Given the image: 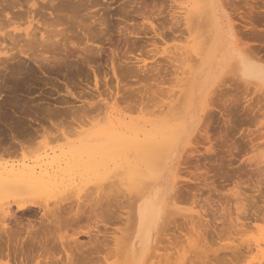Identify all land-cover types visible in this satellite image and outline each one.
Masks as SVG:
<instances>
[{
    "label": "bare ground",
    "instance_id": "bare-ground-1",
    "mask_svg": "<svg viewBox=\"0 0 264 264\" xmlns=\"http://www.w3.org/2000/svg\"><path fill=\"white\" fill-rule=\"evenodd\" d=\"M85 1L86 0H84V2ZM171 1H173V0H171ZM211 1L212 0H195V4L197 6L201 2H204V3L208 2L207 7H208L209 11L206 10V12L203 14H206V13L207 14L203 15L202 17L207 16V19L205 21L208 22L209 26H211L209 24V22L213 25V27H212L213 28V31H212L213 34H211L209 36V37H211V38H209L210 41H207V42L204 41L206 44L209 43V46L208 47L205 46L206 49L203 48L204 51L200 50L201 52H203L204 55L199 51L201 53V56L199 58H196V60L193 59V60H195L194 63L189 64L188 63L190 60L189 58H188L189 60L187 63L185 62V61H187V58H186V60H184L185 58L181 59L182 58L181 56L183 54H185V52H188V50L181 52V54H179V57L176 56L177 54L176 55L174 53L171 54V52H170V54L171 55L174 54V56L172 57V59H169L170 60V62L168 61L169 66H168V63H167V65L157 64L156 61H155L156 64L154 63V66L153 65H151L150 67H148L147 65L136 66V65H138V59L133 58L131 56L132 52H130V51L126 52L127 56L125 58L127 61L125 64L119 65V66L117 65L115 67L114 63L112 62L110 70H111V73L113 75L114 80L116 81V85H115L116 87L113 90L114 93H111L113 95L109 94L110 90H106L105 92H107L110 95L109 99L115 98L118 95L120 96L121 95L120 92H121L122 95H121V97H119L120 103L121 104L124 103V105H126V108L124 107L125 108L124 110L125 111L127 110L126 112L129 113L130 111H132L134 113L133 110L138 109L139 113H141L142 110L145 111L146 108H149L152 105V104L151 105H146V104L151 103V101L154 104L153 100L158 99L157 97H160V96L162 98L160 100H157V103H158L157 105H159V107H156V109H157L156 111H152V110L149 111L150 108L147 109V111H148L146 113V115H148L147 118L141 119V121L139 119L138 120L130 119L129 121H127L126 117L124 116V113H116L113 116V114L109 111L110 107H108V104H106L105 102H97L99 100L95 101V98L101 97L103 95V92L102 93L99 92L100 90H99L98 85L101 84L99 82V81H101V79L98 80L99 79L98 76L101 75V74H99V72H100L99 68H96L92 64L93 63V57H95V56H93L94 55L93 53L95 51L92 53V47H93V45H95L94 48H96L97 54L99 52H101L100 51L101 48L95 44V42L98 40L95 33L90 32V27L88 29L86 26V23H84L83 21L81 22V20L77 19V17H78L77 14H80L79 13L80 7H82V5H85V3L84 4L82 3L83 0H77V1H74L71 3V6H73V8H71L70 11L72 9L76 11L75 2L79 3V5H77L78 3H76V5L78 6L77 12H76L77 14L73 13L74 11H71V12L68 11L69 5L67 6L66 4H61L59 0H18V1L0 0V63L1 64L6 63L10 60L14 61L15 59L18 58L17 59L18 61L16 60L17 63L14 66V68L10 67L11 70L8 71V69L6 70L5 67L1 68V69H3L2 72L4 70H5V72L6 71L10 72L9 73L10 75L8 74V75L3 76L4 78H2V84H1L2 86L0 87L1 89H3V90L15 89V87L20 85L19 81L23 80V78H20V75L25 73V74H28L27 76H29L30 74L32 75V73L34 74V72H36L32 67L29 68L26 66L27 68H25V69L22 67L24 64H22L20 62L21 61L20 59H21V57L22 58L24 57V59H27L29 62H31L32 65H34L36 67L37 71H40L41 73H43V75H44V73H46L45 72L46 70H48L52 73L63 72L62 76L64 77V79L71 78L73 70L77 74H83L86 77H88L89 75H92L93 81H94V88L92 87V89L95 92H97V93L99 92L100 94H102L100 96V94L98 93L99 95L95 97L94 93H92V92H94L93 90H92V92L84 90L85 92L83 91V93L82 92L75 93V92H73V91H75V89L74 90L69 89L70 87L69 86L67 87V84H66V88L64 90L65 94H63V96H65V98L62 96L63 99L58 98V100L59 99L61 100V101L57 100L58 104L56 103L55 105H52V104L48 105V107L45 108L43 114H39L38 112H33L32 114L29 115L28 113H30V111L26 112L24 110V107L26 106L25 104H22L21 106H18V105L16 106V104H14V103H9V105H6V106H8L7 108H6V106H4L5 105L4 102H3L4 105L3 104L0 105V122L2 120H4V121L8 120V121H6L8 123H4V125H3L5 129L2 128L0 130V204L2 205V206L0 205L2 207V208L0 207L1 208L0 209V260L1 259L4 260L5 264H96L95 261H97V263H98L99 257H97V256L100 254V252L102 250L104 251V249L107 248L108 241L106 243V238L104 237L105 236L104 234H103L104 236L99 237L98 234L89 235L90 234L89 230L86 231V233H84V236L86 234L87 236H89V238L91 240L89 239L90 240V241H88L89 244L84 243L86 245H81V246H80V244H82V243L79 244L78 242H76V240L74 238L72 241L68 240V241H70L69 243L73 242L76 246L78 245V248H77V247H75V245L73 247V243L69 244L73 247L72 248L73 252H72V249H71V251H68L70 249H68V250L66 249L67 251H65V249H64L65 245L64 244H66V243L63 242L64 241L63 239L65 238V236L63 238L61 235V237H59V239H57V236L55 237L52 234L53 232L55 233L56 232L55 230H57V229L59 231V228L62 230L63 228H61V227H65L67 229L69 228L71 230L73 225H75L77 227V224L79 225V223L83 222V220L87 221L88 223L93 221L97 225H99V224L102 225L103 228H105L106 225H108L109 221L110 222L113 221L117 225L119 224V222L121 224V222L124 221L125 224H127L126 229L128 230V234H127L126 242H125V236L123 237L125 244H122V247L124 249L121 252L122 255L120 254L121 249L119 248L120 249V250H118L119 253H118V251L115 253L113 251V254H111L112 252L108 253V254L104 253L106 255L104 257L106 259L109 254H111V256L116 255V254H120L118 259L119 260L123 259L120 264H143L144 257L150 249L152 231L157 227L158 222L161 219L162 212L164 211V209L167 206L175 207L177 202H178L177 201L178 198L183 197V199H184L185 198L184 195L186 193H188V192H185V190H184L185 193H182L183 192L181 190L182 187H180V185H179L180 183L178 181V179L180 177L179 174H180V172H182L180 170H182L183 167H181L182 169L178 168L181 164L180 165L178 164V167L177 166L175 167L174 163L176 162V157H177L178 153L181 152L180 150L184 148L183 144L185 142L189 141L191 134H193V132H195L196 123L198 122V117H199L198 111H196L197 100L200 97H203L209 89L210 78H211L212 69H213L212 68L213 67V59L215 58V56L218 53H220L221 51H224V53H226L228 57H230V58L233 57L234 61H235V65H234L235 72L234 73H236L238 75V78L240 79V81H242L246 86H249L251 84L256 85V86H258V85L264 86V63H263V60L261 58L257 57L256 55L249 53L248 52L249 50L248 51L246 50L247 48L244 49L243 46H242L243 48H241L240 44H239L240 48L236 47V48L232 49V46H230L223 29L218 26V23H217L215 16L210 11ZM72 4H74V5H72ZM89 4H91L93 6L92 2ZM89 4H87V7L91 6ZM95 5L96 4L94 3V7H95ZM87 7L85 6L84 9L85 8L88 9ZM82 9H83V7H82ZM82 9H81V11H83ZM185 9L187 10V8H184L185 13L181 14L182 18L180 17V20H181V22L183 21V23H180V21L178 20L179 16H177L178 17L177 18L174 15V14H176L175 12H174V14L173 13L169 14V12L168 13L165 12V15H164V13L163 14L161 13L162 11L161 12L159 11L160 12L159 14H156V15L151 14V16H148V17L144 16L143 21H145V23L147 25H149L150 29L149 28L148 29L151 30L152 37H150L149 36L150 34L148 35L147 33H135V34L130 33L132 35V37L136 40L135 43H138V42H140V40L148 39V38H153V39L155 38V40L157 39V40L162 41V42H165L166 38L169 40L170 39L173 40L175 38L178 39L179 35H176V34H178L176 32L179 29V27L181 28V25L184 26L183 28L188 32L190 30H192V27L195 25L193 24V22L191 23V21H190L191 18L189 16H192V18L194 16H196V14H194V11H197V10H195L194 7L191 9L189 7L187 11ZM44 10L45 11L47 10L48 12L47 11L46 12L48 14H49V12H51L49 15V16H52L51 20H50L48 15H47L48 16L47 18H45L46 15L43 16V18H41L42 14L40 12H42ZM67 11L72 13L73 15L75 14L77 17L74 15L75 17H73V18L70 17L66 20L63 19L61 14L63 12H67ZM85 14H87V13H85ZM185 14H187L188 16L185 17ZM189 14H191V15H189ZM39 15H40V17H39ZM90 16H91V13L87 17V19L91 20V18H89ZM183 16H184V18H183ZM199 16H198V18L201 19L202 17H199ZM79 18H80V16H79ZM82 18H85V17H82ZM44 19H49V20H47L48 21L47 22ZM94 19L95 18L93 16V18H92L93 22L94 21L97 22V20L99 18L97 20H94ZM71 20H72V22H71ZM191 20L197 21V17H195ZM66 21L67 22L70 21V25L74 24L76 22V26L79 28L80 33L79 32L77 33L76 31L75 32L77 34L73 33L74 32V29H72L73 27H70V25L67 23L66 27L68 28V26H69L71 28V30H70L71 32L68 31L69 28L67 29L65 27L66 23H64ZM152 21L153 22L155 21V23L158 22V24H156L158 26L155 27L153 25ZM77 22L82 26H80ZM88 22H89V24H87V25L90 26L91 23L89 20H88ZM98 22H99V20H98ZM83 23L85 24L86 27L84 26V28L81 29V27H83V25H84ZM191 24H193V25H191ZM98 25L104 26L103 24H101V22ZM73 26L75 28V25H73ZM92 26H91V28H92ZM63 27H65V29ZM101 28H103V27H101ZM91 31H93V30L91 29ZM180 31H182V30H180ZM151 32H148V33H151ZM153 39H150V41ZM6 40H8L10 42L8 44L6 43L7 45L5 44ZM144 44H147V42H144ZM145 47H146V45H140L139 46L140 49H136V50H138L139 52L144 54L143 52L145 50ZM172 52H173V50H172ZM145 53H147V52H145ZM167 53H168L167 55H169V52H167ZM188 53H190V52H188ZM48 54L51 57L48 58V56H46ZM111 54H112V58H114L116 56L115 50H111ZM197 54L199 55L198 52H197ZM1 56H2V58H1ZM62 56H63V58H62ZM130 56L134 59V62ZM167 58H168V56H167ZM169 58H170V56H169ZM179 59H180L182 64H185V67H186V69H183L181 71V73H179L180 75L178 73H176L177 70L174 71V69L176 67L173 64L174 62H179ZM162 63H164V62H162ZM7 66H9V65H6V67ZM177 69H179V68L177 67ZM234 69H233V71H234ZM5 74H7V73H5ZM25 74H24V76H26ZM236 74H234V75H236ZM1 75H3V74H1ZM104 75H103V78L105 79ZM173 76H175V77L173 78ZM17 78L19 80L18 83H16ZM0 80H1V78H0ZM22 83H23V81H22ZM129 83H136V84H134V86L137 85V88H138V84H139L142 88H140V86H139V88L141 90L139 88H138L139 89L138 90L136 87L135 88L137 90H133V86L129 85V87H127V85ZM15 84H17V86ZM120 84H123L122 87H120ZM90 85H92V84H90ZM106 85H107V83L104 84L105 87H106ZM167 85H169V87ZM165 86H167L168 88H164ZM20 87H22V86H20ZM64 87H65V84H64ZM89 87L91 88V86H89ZM71 88H72V86H71ZM79 88L76 90L82 91V89L79 90ZM175 88H176V90H175ZM18 89H19V87H18ZM23 89H20V90H23ZM85 89H87V88H85ZM149 91H152V92L155 91L156 93L158 92L159 96H157L158 93L154 94L155 93L154 92L153 94H154V97L156 95V98L153 97V100H151L152 99L151 97L153 94L150 95L151 92L148 93ZM57 93H58V91H57ZM97 93H95V94L97 95ZM143 94H144V96H142ZM61 95H62V93H61ZM104 95H107V94H104ZM148 95H150V96L148 97ZM58 97H59V95H58ZM68 99H72V101L73 100L79 101L82 99L85 101L86 99H88L90 101H87L83 106L75 108V106L71 105L74 101L70 102V101H68ZM9 101L11 102V100H9ZM114 101L119 104L118 98L117 99L115 98ZM12 102H13V98H12ZM144 103H145V107H143L144 105H142ZM218 103L220 104V101H218ZM224 104L225 103H223L222 106H224ZM118 106H120V105H118ZM140 106L143 107V108L141 107L142 110L140 109ZM147 106H149V107H147ZM24 111H25V113L28 114V116H30V118L23 115V114H25ZM144 111H142V113H145ZM207 111H209V110H207ZM135 112L138 113L137 110ZM219 113H220L222 119H223V117L225 118L224 122L227 123L228 125H231L230 128H232V126H233L232 123L235 120L232 121L233 119L230 118L231 117L230 114L228 112L224 113L223 111H222V113L221 112H219ZM207 114L208 115H206V116L207 117L209 116V118H205L204 121L206 119H208V121H209V119L211 118L210 113H207ZM244 114L246 116H245L243 122H245L247 124L251 123L254 119L252 114L251 113L248 114V112L244 113ZM31 115L33 117H31ZM72 115H73V121H75L74 120L75 115L77 116V118L82 119L83 121L84 120L85 121L86 120H92L94 118L96 120L99 118V116L100 117L102 116L98 120L101 121L100 124L103 125L104 127L97 129L95 131H92V133L89 132L88 134H84L83 137H80V138H82L81 140L78 139L79 141H77L78 144L76 146L68 148L67 151L65 150V152L61 153L60 155L49 157V154L47 153L45 155L38 156L35 159L26 158L23 156V157H21V159L18 158V160H17L18 152L27 148L28 147V146L26 147L27 144L30 145V143L33 142L36 138H39V136H40L39 131L40 130L42 131L41 133L44 132L45 128H42L40 126L42 128L41 129L39 127V125H41V123L52 124V122H54V124H56L55 122H58V120L63 121L62 118L65 119L68 116H71V120H72ZM221 117H219V118H221ZM67 119H69V120H64V121H66V122L70 121V118H67ZM79 119H77V120L79 121ZM55 120H57V121H55ZM211 120H212V118H211ZM78 121H75V122L78 124L83 123V122L79 123ZM125 121H127V122H125ZM29 123H38V127L40 128V130L34 129L35 126L32 127L29 125ZM59 123L60 122H58L56 125H54V126L52 125V126L53 127H55L57 125L62 126L64 124V123H60V124ZM84 123H86V122H84ZM208 123L206 124L205 129L202 132L203 134L201 133L202 134L201 136L203 137V141H205V146L207 144V146L204 147L202 155L203 154L210 155L214 161L209 162L207 159H204L203 161L201 160L202 161L201 162L199 160L201 163L200 164L199 161L197 160L198 164L197 163H196V165L193 164V166L195 165L194 169H195L196 173L195 172L193 173L195 177H193V176L192 177H193V179L195 178L194 182L199 183V184L202 183L205 186V188L208 189L209 193L213 192V194H215V193L220 194L218 187H222L221 185H219L221 183L219 181L218 182L219 184L217 183V185H216L215 181L219 180V179H215L216 175L215 174L213 175V173H211V172H215V170L217 172V170H219L218 173H221V171H223L222 168L224 167V165H223L224 162L222 160L226 156L224 155L225 156L224 157L221 154L224 152V149H226V147L222 150L220 148H223L224 145H226L225 140H223V138L225 136L222 137V135H220V137L218 139L221 141V144L218 145L217 141L219 142V140L217 138L214 139L215 134L213 136L210 134ZM202 125H204V123H202ZM35 128H37V127H35ZM200 128H202V126H200ZM232 129H234V128H232ZM5 130H6V132H4ZM200 130H199V132H200ZM227 132H228V130H227ZM70 133H71V131H70ZM225 133H226V131H225ZM198 135H199V133H198ZM198 135H195L194 139L199 137L198 139L200 140L201 136H198ZM226 138H227V135H226ZM216 139H217V141H216ZM226 141H227V139H226ZM196 142H198V140ZM199 143L200 144L202 143V139H201V142H199ZM199 143L198 144L196 143V144L199 145ZM192 144H194V142ZM196 144H195V146L197 147ZM227 147L232 148L233 146H231V147L227 146ZM193 149L190 151L193 152L194 151ZM234 149L238 150L239 148H237V146L234 145ZM232 150H233V148H232ZM229 151H231V149ZM26 152L28 153L27 150H26ZM185 152L187 153V151H185ZM194 152L197 153L195 156L201 154L199 152V150L197 152L196 151H194ZM231 152H229V153H231ZM233 152H234V150H233ZM238 152H239V150H238ZM186 153H183V154L185 155ZM23 154H25V153H23ZM226 154H228V152ZM191 156H192V154H191ZM200 156L201 155H199V157ZM229 156L231 157V156H233V154H230ZM230 157H228V158H230ZM188 159H189V157H188ZM218 160H219V162H218ZM118 161H120V162H118ZM121 161H122V164H121ZM177 162H179V161H177ZM185 163L188 164V160L185 161ZM228 166H230V165H228ZM115 167L116 168H119V167L122 168L123 167L125 174L129 175V176H127V178H125L126 183H127L125 185L128 187L125 191H119L121 186L124 185V182L120 183L121 181L120 182L118 181V184H117V181L115 180L116 177L114 179L116 181V183H114L115 181L110 182L111 184L113 183L114 189L109 188L110 190L113 189L114 190L113 192H115V193L119 192L118 194L123 195V198L124 197L127 198V199H125L126 204L125 203L123 204L125 206H121L122 203L124 202V199L122 198V196H119L117 193L114 194L113 192H111L112 193V194L110 193L112 195L111 197H114L113 199H115V202L118 204H116L115 202H114L115 204H109L110 199L107 197L106 199H107L108 203H107V205L104 203L105 206H103L104 205L103 202L100 201V199H96L98 197L97 196L96 198L94 197L95 199L93 198L94 200H97L95 202H92L93 206H90V205H92L91 202L89 203L85 200L86 202H85V205H83V206L86 207L88 204H90L89 207L87 206V208H85V207L83 208L81 206L82 208H78L76 210L72 209L73 210L72 211L70 208V205H69L70 209L69 208L67 209L68 204H65V205H67L66 207L64 205L63 206L61 205V206L65 207L66 209L62 208V207L59 209V207H57V208H55L56 211L54 209H51L52 210L51 211L48 208L49 209L48 212L46 210L44 211V209H43L42 210L44 212L43 216L50 218L51 221L49 223L47 222L48 224L42 222L44 224H41L39 226L32 224L33 218L31 219L30 216H27L30 213H32V211L35 209H39L40 207L42 209V206L39 204V202H37L38 204L36 203V201H38V200H34L35 197H37L39 195H45L51 189L62 186L66 180H68V179L70 180L72 177H75V175H78L81 178H83V180L86 179V181H87V178H89L91 176H97L98 174L105 171V169L113 170ZM225 167H227V166H225ZM240 168H242V167H240ZM231 169L233 170V168H231ZM238 169H239V167H238ZM227 170H229V169H227ZM235 171H237V170H235ZM238 172H239V170H238ZM234 174H235V172H234ZM112 175H115V173H112ZM118 175L116 174V176H118ZM227 176H228V174H227ZM210 177H211V179H210ZM224 177L226 178V176H224ZM212 178H213V180H212ZM209 180H212V181L209 182ZM220 180H221V178H220ZM206 181L209 183H206ZM81 183H83V182H81ZM237 184H239V183H237ZM107 187H110V186L107 185ZM237 187H238V185H237ZM259 188L260 187H258V189ZM115 189H116V191H115ZM87 190H88V188H87ZM107 190H108V188H107ZM110 190L108 192L104 190L105 196H103L101 194H100V196L103 198L106 197L107 195L109 196ZM93 191H94V188H93ZM120 192H121V194H120ZM257 192H258V190H257ZM87 193L85 191L84 194L86 195ZM102 193H103V191H102ZM90 194H92V193H90ZM113 194H114V196H113ZM213 194H211V196ZM115 195L116 196L118 195L122 199L118 198L119 200L117 199V201H118L117 202L116 201L117 197H115ZM237 195H238V193H237ZM231 196H230V198H232ZM103 198H101V199H103ZM223 198H222L223 201L228 203V198L227 197L226 198L223 197ZM89 199L87 198V200H89ZM183 199H181L179 202L180 203H181V201L187 202L188 196L185 198L186 200L185 199L183 200ZM194 199H195V194L191 193V199L189 200V202L193 200L192 203L195 204ZM120 201H121V203H119ZM258 201H260V203H262L261 206H259ZM41 202H43V201L41 200L40 203ZM179 202H178V204H179ZM242 202H241L242 204L239 207H236V210L238 213L241 214V216L243 215L247 218V219L245 218L246 220L244 219L247 222L243 223L242 221L239 220L238 223H234V225L231 226L232 225L231 222L229 223V221H228V223L230 225L227 228L228 229L227 232L230 233V230L232 229L233 230L231 233L232 235H234L233 234L234 230L236 231V230H238V228H241V229H239V232H242L241 234L247 233V230H249L248 229L249 226H250V228L252 227L250 224H248L249 223L248 217H250V219H252L251 222L252 221L264 222V193L263 192H261L259 190V197H258L257 201L254 200V198H250V199H246V200L243 199ZM86 203H88V204H86ZM110 205H111V207H110ZM114 205H116V206L119 205V207L118 206L115 207ZM112 206H114V208H116L117 210H118V208H119V210H120V208H121V210L126 209V212H124L125 214L123 212L120 213L119 210L116 211V209H115L116 212L112 211L113 210ZM12 208H15L14 211L17 214H19L20 216H18L16 213H14V211L11 210ZM72 208H74V207H72ZM225 208H227V207H225ZM227 209H225V212H227V214L229 215L228 211H226ZM118 212L122 215H120ZM250 212H252V213H250ZM220 213H222V211ZM114 214H116V216ZM240 214H237V215H240ZM23 215L27 216V217H24ZM123 215H124V219L120 218V216H123ZM228 215H227V217H228ZM21 216L23 218H27V220L29 219L30 220L29 222H31L29 224H31V225L27 224L26 227H24L22 224H24L25 221L24 222L22 221L23 223L21 221L19 222V219L20 220L23 219ZM43 216H41V218ZM172 217L174 218V216H172ZM185 217H186V219H185ZM185 217H183L185 220V225L188 224V226H189V224H190V226H189L190 228L189 227H187V228L191 229L190 232H192V231L194 232V233H191V235L195 234L196 237L194 238L195 240L193 241L192 245H190L189 248L186 246H183V247L188 248L186 250H189V251H187V253L185 252L186 254H188V252L192 253V250H194L196 248L195 249L196 250L195 255L193 257L191 256L192 259H191V257H190V259L193 260V258H194L193 262L197 260V262H196L197 264L198 263L201 264L200 260H202L203 263L208 261V259H209L208 255H211V254H209L210 252L213 254L214 259H216L218 262L221 261L224 263H226V262L232 263V262L238 261L239 259L242 260L244 257H246V256L248 257L249 254H252V252H254V250H255L256 254L263 252L261 250L262 246H259L260 243L259 244L255 243L253 246H251L253 243L250 245V244H247L250 241L249 242L245 241L246 244L244 246L245 247L244 250L240 249L239 248L240 246H238V245H236L235 247L231 246L228 248H224V247H227V244L224 246L219 245V246H221V248H224V249L229 251V254H227V255L230 257L229 258L228 256H226V257H228V260H226V257L223 254V258H219V256H217L218 252L222 251L224 249L221 250V248L219 247L220 248L219 251L218 250H211V249H209V246H210V244H214L217 247V245L220 243V242H218V244L216 245L217 241H220V240L225 241V240H223L224 239L223 237L225 235L223 230H221V228L218 229L216 227L210 228V225L208 226L206 221H205V224L203 223L204 220L203 221L201 220L199 214H197L196 216L195 215H189V218H191V220H187V216H185ZM41 218H40V220H42ZM228 218H230V220H231L232 217H230V215H229ZM228 218H226V219L228 220ZM237 218L240 219V216ZM237 218H235V219H237ZM120 219L123 221H118ZM224 221H226V220H224ZM231 221H235V220L233 219ZM8 222L9 223L12 222V224L14 223V225H10V224L8 225L7 224ZM26 222L28 223V221H26ZM26 222H25V224H26ZM113 222H112V224L110 223L109 225H113ZM168 222H171V220L167 221V223ZM174 222H177V218H176V221H174ZM216 222H217V220H216ZM167 223H166V225H167ZM173 224H177V225H173ZM182 224H183V222L182 223L179 222V224H178V222L173 223V221H172L171 226L173 228H171L170 226L167 228L172 229L173 230L172 232H177L176 230L179 231V229H181V227H183ZM168 225H170V223ZM185 225H184L183 229L185 228ZM214 226H212V227H214ZM230 226L232 228L229 230ZM84 227L86 228V226H84ZM87 227H88V225H87ZM78 228H79V226H78ZM78 228H75V229L78 230ZM227 229H224V230H227ZM65 230L62 233L63 235H65L64 234ZM207 230L208 231L211 230L210 231L211 236L209 235L210 239H208L209 241L207 240L208 236H206ZM73 231L70 232L71 237H72V235L75 236V234L78 233L75 230L76 233L74 231V234H73L72 233ZM244 231H246V232L244 233ZM114 232H113L114 234L117 233V231H114ZM239 232L236 231L235 234H237V233L239 234ZM56 233H58V232H56ZM56 233H55V235H57ZM79 233H80V235L83 234L81 232H79ZM173 234H175V233H173ZM95 235H97V236H95ZM189 235H190V233H189ZM66 236H68V235H66ZM93 236H94V238H93ZM116 236H117V234H116ZM171 236H173V235H171ZM174 236L176 237V235H174ZM175 237L173 239H175ZM66 238L69 239V236ZM92 238H93V240H92ZM192 238L190 237L189 241H191ZM225 238H228V237L225 236ZM109 239L112 240V238H109ZM112 241L115 243L114 245L116 247H118V239L114 238ZM245 242L243 241L242 243L244 244ZM58 243H60V244H58ZM57 244L60 245L62 250L65 252V260L63 259V261L61 259L63 254H62V256L59 255L60 254L59 251H61V250ZM67 244H68V242H67ZM109 244L110 243H108V246H110ZM69 245H67V246L69 248H71ZM185 245H187V244H185ZM214 245H213V247H214ZM240 245L243 246L242 244H240ZM228 246H230V245H228ZM65 248H66V246H65ZM75 248H77V250ZM109 249H110V251H112L111 248H109ZM262 249L264 250V248H262ZM105 250L107 252H109L108 249H105ZM197 250L199 252H197ZM106 251H104V252H106ZM183 251H185V250H183ZM216 252H217V254H216ZM101 253H103V252H101ZM186 254H183L182 257H180L178 259V260H180L178 264H186L187 261L189 262V264L192 263L191 260L189 261L190 255L186 256ZM187 257H188V259H187ZM169 258H166V259H169ZM254 258H256V257H254ZM101 259L102 258L100 256V262L98 264L103 263V261L101 262ZM172 259H173V257H172ZM109 260L106 259V261H109ZM165 261H167V260H165ZM169 261H171V260L169 259L168 263L167 262H164V263H166V264L172 263L173 264V262L170 263ZM185 261H186V263H185ZM198 261H200V262H198ZM180 262H182V263H180ZM158 264H160V263H158ZM174 264H177V262ZM192 264H195V263H192Z\"/></svg>",
    "mask_w": 264,
    "mask_h": 264
},
{
    "label": "rangeland",
    "instance_id": "rangeland-1",
    "mask_svg": "<svg viewBox=\"0 0 264 264\" xmlns=\"http://www.w3.org/2000/svg\"><path fill=\"white\" fill-rule=\"evenodd\" d=\"M15 1H18V0H15ZM59 1L61 4H66L67 6L69 5L68 11H70V9L73 8V6H71V3L74 1H77V0H73V1L71 0L72 2L70 0H59ZM86 1L84 2V0H83V2H82L83 4L85 3V5H82L83 9H82V7L79 6L80 7V10H79L80 14L76 13L77 7H78L77 5H79L78 2H75L76 11L73 9L71 11H74L73 13L77 14L78 17L75 14L74 15L77 17L78 20H81V22L83 21L84 23H86V26L88 29L90 27V32L95 33V35L98 38V40L95 42V44L101 48V50H100L101 52H99L97 54L96 48H94L95 45H93V47H92V53L95 51L93 53L94 54L93 56H95V57H93V63L92 64L96 68H99V71H100L99 74H101V75L98 76L99 77L98 80L101 79V81H99L101 84L98 86H99V90H100L99 92H101V93L103 92V95L98 92L100 94V96L101 95L103 96V97L101 96L103 99L101 97H99V98L97 97V98H95V101L99 100L97 102H105L106 104H108V107H110L109 111L113 114V116L116 113H124V116L126 117L127 121H129L130 119H132V120L133 119L134 120L139 119L141 121V119L148 117V115H146V113L148 112L147 109L150 108L149 111H151V110L156 111L157 110L156 107H159V105H157L158 104L157 100L162 99L161 96L157 97L158 99L153 100L154 94H157L159 91L157 90L158 91L157 93L155 91H153V92L149 91L148 92V93L151 92L150 95H152L155 92L151 97L152 98L151 100L154 101V104L152 101H151V103L146 104V105H151V104L152 105L150 107L147 106L149 108H146L145 111L142 110L141 109L142 106H140V109L142 111H144L145 113H142V111H141V113H139L138 109H134L133 110L134 113L132 111H130L129 113L126 112L127 110L126 111L124 110L126 108V105H124V103L123 104L120 103L119 97H121V95H122L121 92H120V94H121L120 96L118 95L115 97L116 99L118 98L119 104L114 101L115 98L109 99L110 95H113L111 93H114L113 90L116 87L115 86L116 81L114 80L113 75H112L111 70H110L112 62L114 63L115 67L117 65L119 66V65L125 64L127 61L125 58L127 56L126 52L130 51V52H132L131 56L133 58L138 59V65H136V66H143V65H147L148 67H150L151 65L154 66L155 61L157 62V64L167 65L168 61L170 62L169 59H172L174 54L175 55L177 54L176 56L179 57V54H181V52L188 50V52H190V53L185 52V54L186 53L187 54L186 55L183 54L181 56L182 57L181 59L185 58L184 60H186V58H187V61H185L186 63L188 62L189 59H190L188 62L189 64L194 63L196 58H199L201 56V53L203 54V52H201L200 50L204 51L203 48L206 49L205 46H207V47L209 46V43H207L208 44L207 45L204 41H206V42L210 41L209 38H211V37H209V36L211 34H213V32H212L213 31V28H212L213 25L209 22V24L211 25V26H209L208 22L205 21L207 19V16L202 17L203 15L207 14V13L203 14L206 12V10L209 11L208 7H207L208 2L207 3L201 2L197 6L195 4V0H173V1H171V0H89V1L86 0ZM90 1L92 2L93 6L91 4H89V3H91ZM93 2L96 4L95 7H94ZM76 3H78V4L76 5ZM86 3L91 5V6L87 7ZM72 5H74V4H72ZM85 6L89 10L86 8L84 9ZM189 7H190V9L194 7V9L197 10V11H194V14H196V16L193 15L194 16L193 18L197 17V21L191 20L193 18H192V16H189L191 18L190 19L191 23L193 22V24L195 25L192 27V30L189 31L190 33L183 28L184 26L181 25V28L179 27V29L176 32V33H178L176 35H179L178 39L175 38L173 40H171V39L169 40L166 38V41L162 42V41H159L157 39L155 40V38L154 39L148 38V39L140 40V42H138V43H135L136 40L132 37V35L130 33H134V34L135 33H147L148 35L150 34L149 35L150 37H152V32H151V30H149L150 29L149 25H147L145 23V21H143L144 16L148 17V16H151V14L156 15V14H159L161 11H162L161 13L162 14L164 13V15H165V12H167V13L169 12V14H171V13L174 14V12H175L176 14H174V15L176 17L179 16L178 20L180 21V23H183V21L181 22V20H180V17L182 16L181 14L185 13L184 8H187V10H188ZM81 9L83 11H81ZM46 11L44 10V11L40 12L42 14L41 18H43V16H45V15H46L45 18H47L50 15L51 12H49V14H48L47 13L48 11L47 12ZM68 11L63 12L61 14L62 18L65 20L70 18V17L71 18L75 17L72 13H70L71 11L70 12H68ZM210 11L215 16L217 23H218V26L223 29L230 46H232V49H234L236 47L240 48V46H239V44H240L241 48H243V47H244V49L247 48L246 50L247 51L249 50L248 51L249 53L254 54L257 57L261 58L263 60V63H264V0H212ZM84 12L87 14H85ZM90 13H91V16L89 18H91V20L87 19V17L89 16ZM189 15H191V14H189ZM79 16H80V18H79ZM93 16L95 18L94 20H97L99 18L98 19L99 22L97 20L98 23L96 21L93 22V20H92ZM186 16H188V15L185 14V17ZM198 16L202 17L201 18L202 20L200 18H198ZM39 17H40V15H39ZM82 17H85V18H82ZM49 18L51 20L52 16H49ZM183 18H184V16H183ZM44 20L47 21L49 19H44ZM88 20L91 23L90 26L87 25V24H89ZM71 22H72V20H71ZM100 22L104 26L98 25V24H100ZM64 23H66L65 27H66L67 23L70 25V21H68V22L66 21ZM156 24H158V22L155 23V21H154L153 25L155 27L158 26ZM193 24H191V25H193ZM73 25H75V28ZM80 26H82V25H80ZM84 26H85V24L83 25V27H81V29H83ZM91 26H92V28H91ZM65 27H63V28L65 29ZM70 27H73L72 28V29H74L73 33L77 34L79 32V28L76 26V22L74 24H71ZM70 27L68 26V28H69L68 31L71 30ZM101 27H103V28H101ZM91 29L93 31H91ZM180 30H182V31H180ZM148 32H151V33H148ZM150 39H153V40L150 41ZM144 42H147V44H144ZM6 43L8 44L10 42L8 40H6L5 44ZM140 45H146L144 52L142 51L144 54H142L141 52L136 50V49H140L139 48ZM111 50H115L116 56L114 58H112ZM172 50H173V52H172ZM166 51L169 52V55H167L168 53ZM145 52H147V53H145ZM170 52H171V54L172 53H174V54L171 55ZM197 52L199 53V55L197 54ZM166 55L168 56V58ZM46 56H48V58L51 57L49 54ZM169 56H170V58H169ZM1 58H2V56H1ZM62 58H63V56H62ZM133 58H132V60L134 62ZM17 59H15L14 61L10 60V61L6 62L7 64L6 63H2V64L0 63V78H1L0 87L2 86L1 84H2V78H4L3 76L8 75L10 73L8 71L11 70V68H14V66L16 65V63L18 61ZM193 59H195V60H193ZM20 60H21L20 62L22 64H24L22 66L24 69L27 67H29V68L32 67L36 72H34V74L32 73L33 76L31 74H30L31 76L30 75L27 76L28 74H25V73L22 74L21 73L22 75H20V78H23V80L19 81L17 78L16 83H18V81H19L20 85L17 86V84H15L17 86V87H15V89L3 90L0 88V90H1L0 91V105L3 104V102L5 104V105L3 104L4 106L9 105V103H14V104H16V106L17 105L21 106L22 104H25L26 105L25 107L27 109L24 107V110L26 112L30 111V113H28L29 115L32 114L33 112H38L39 114H43L45 108L48 107V105H50V104L55 105L56 103L58 104V101H61L60 99L62 98L63 94H65L64 90L66 88V84H67V87L68 86L70 87L69 89H72V90L75 89V91H73L75 93H79V92L83 93L84 90L92 92V90H93L92 87L94 88V81H93L92 75H89L88 77H86L83 74H77L73 70L72 77L69 79H67V78L64 79V77L62 76L63 72L52 73V72L46 70L47 69L46 67H45L46 73H44V75H43V73H41L40 71H37L36 67L34 65H32V63L29 62L27 59H24V57L23 58L21 57ZM162 62H164V63H162ZM173 64L176 67L174 69V71L177 70L176 73H178V74L181 73V71L183 69H186L185 64H182L180 59H179V62H174ZM6 65H9V66L6 67ZM234 65H235L234 58L228 57L227 54L224 53V51H221L220 53H218L215 56V58L213 59V67H212L213 69H212V74H211V78H210L209 89L203 97H200L197 100L196 111H198L199 117H198V122L196 123L195 132H193V134H191L189 141H187L183 144L184 148L180 150L181 152L178 153V155L176 157V162L174 163L175 167L176 166L178 167V164L179 165L181 164L178 168L183 167V169L181 168L182 170H180L182 172H180V174H179L180 177H179L178 181L180 183L179 184L180 187H182L181 188V190L183 191L182 193L188 192L185 195L183 194L185 198L188 196L187 202L181 201V203H180L179 201L181 199H183V197H180L181 199L178 198V200H177L179 202V204L177 202L175 207L167 206L164 209V211L161 214V219L159 220L157 227L152 231L150 249L144 257L143 264H158V263L166 264L164 262L168 263L169 259L171 260V261H169L170 263L171 262H173V264L176 262H177V264L179 263L180 260H178V259L180 257H182L183 254H186L187 251H189L186 249H188L190 247V245H192L193 241L195 240L194 238L196 237L195 234L191 235V233H194V232L193 231L190 232V230H191V229H189L190 224H189V226H188V224H186L187 226L185 225V220L183 217L187 216V220H191V218H189V215H195L196 216L197 214H199L201 220L202 221L204 220L203 221L204 224L206 221L207 225L208 226L210 225V228L216 227L218 229L221 228V230H223L225 235L223 237L224 239L223 238L222 239L225 241H221V240L217 241L216 245L218 244V242H220L217 245V247L214 244H210L211 243L210 242L209 243L210 244L209 249H211V250H218L219 251L221 248V246H219V245L224 246L226 244H227V247H224V248H228L231 246L235 247L236 245H238V246H240L239 247L240 249L244 250L245 249L244 246L246 244L245 241H247V242L250 241L249 243H247L250 245L253 243L251 246H253L255 243H257V244L260 243L259 246H262V248H264L263 247L264 246V222H262V221H260V222L252 221L253 222L252 223L251 222L252 219H250V217H248V222H249L248 224H250L252 227L250 228V226H249V228H248L249 230H247V233H245L246 231H244L245 234H241L242 232H239V229H241V228H238V230H236V231H238L239 234L238 233L235 234V232H236L235 230L233 232L234 235L231 234L233 231L231 229L232 228L231 226H233L234 223H238L239 220L242 221L243 223L247 222V221H245L247 218L243 215L241 216V214L237 212L236 207H239L243 203L242 202L243 199L246 200V199L254 198V200L257 201L258 197H259V190L264 193V86H261V85L256 86V85H252V84L249 86H246L242 81H240V79L238 78V75L236 73H234L235 72ZM168 66H169V63H168ZM3 67H5L6 70L8 69V71L5 72V70H4L2 72L3 69H1V68H3ZM177 67L179 69L180 68L181 69L179 70V69H177ZM233 69H234V71H233ZM5 73H7V74H5ZM1 74H3V75H1ZM24 74L26 76H24ZM234 74H236V75H234ZM103 75H104L105 79L103 78ZM174 77L175 76H173V78ZM22 81H23V83H22ZM105 83H107L106 87L104 86ZM64 84H65V87H64ZM90 84H92V85H90ZM134 84H136V83H129L127 85V87H129V85H130V86H133V90H137L140 85L138 84V88H137V85L134 86ZM122 85L123 84H120V87H122ZM20 86H22V87H20ZM71 86H72V88H71ZM89 86H91V88ZM167 86L169 87V85H167ZM167 86H165L164 88H168ZM18 87H19V89H18ZM78 88H79V90L82 89V91L76 90ZM85 88H87V89H85ZM140 88H142V87L140 86ZM20 89H23V90H20ZM106 90H110V93H109L110 95L107 92H105ZM175 90H176V88H175ZM57 91H58V93H57ZM61 93H62V95H61ZM92 93H94L95 97L99 95L95 91ZM95 93H97V95ZM104 94H107V95H104ZM58 95H59V97H58ZM150 95H148V97ZM142 96H144V94ZM157 96H159V93ZM63 97L65 98V96H63ZM12 98H13V102H12ZM58 98H60V99L58 100ZM154 98H156V95ZM83 99L79 100V101L73 100L74 102L72 101V99H68V101L73 102L72 104L70 102L69 103L72 106H75V108H76V107L83 106L87 101H90L88 99H86L84 101ZM9 100H11V102ZM218 101H220V104L218 103ZM223 103H225L224 106H222ZM118 105H120V106H118ZM142 105H144L143 107H145V103ZM7 107L8 106H6V108ZM136 110L138 113L135 112ZM207 110H209V111H207ZM25 111H24V113H25ZM222 111L224 113L228 112L231 116L230 118L233 119L232 121L235 120L232 123L233 124L232 128H234V129L230 128L231 125H228L227 123L224 122L225 118L223 117V119H222V117L219 113V112L222 113ZM243 112L244 113L248 112V114L249 113L252 114L254 119L251 123L247 124V123L243 122V120L246 116ZM207 113H210L212 120H211V118L209 119V121H208V119H206L205 120L206 122H205L204 119L209 118V116L208 117L206 116V115H208ZM28 114L25 113L23 115L30 118V116H28ZM31 117H33V116L31 115ZM101 117L99 116V118H101ZM219 117H221V118H219ZM67 118H70V121H67L68 123L66 121H64V120H69ZM77 119H79V118H77V116L75 115L74 120L78 121ZM98 119L95 120V118H94V119H92L93 121L92 120H86V121L84 120L83 121L82 119H79V121H78L79 123L86 122L84 124L82 123L83 124L82 125V124H78L75 121H73V115H72V120H71V116H68L65 119L62 118L63 121L57 119L58 122L64 123V124L62 126L57 125V126H55L56 128L53 126L56 125L58 122H55L56 124H54V122H52V124L41 123V125H39V127L41 126L42 128H45L43 133H41L42 132L40 130L41 127L40 128L38 127V123H29L30 126L37 127V128L34 127V129L40 130L39 131L40 136H39V138H36L33 142H31L30 145L29 144L26 145V147L27 146L28 147L25 149L28 151V153L26 152L25 149L18 152L17 160H18V158L21 159V157H23V156L26 158L35 159L36 157L41 156V155H45L47 153L49 154V157L60 155L61 153L65 152V150L67 151L68 148L76 146L78 144L77 141L81 140L82 138H80V137H83L84 134H88L89 132L92 133V131L103 128L104 126L100 124L101 121ZM57 120H55V121H57ZM3 121L4 120H2L0 122V130L2 128H4V126H3L4 123H8V122H6L8 120H6L4 122ZM127 121H125V122H127ZM202 123H204V125H202ZM207 123L209 126L210 134L212 136L215 134L214 139L215 138L218 139L220 137V135H222V137L225 136L223 138V140H225L226 145L230 146V147L233 146L232 148L234 150V152H233L232 148H229L226 145H224L223 148H220L222 150L226 147V149H224V152L221 154L222 156H224V155L226 156V157L224 156L225 158L222 160L224 162V164H223L224 169L222 168L223 171H221V173H218L219 170H217V172H216V170H215V172H211V173H213V175L214 174L216 175L215 179H219V180L215 181L216 185L219 181L221 183V184L218 183L219 185L222 186V187H218V190L220 191L219 193L221 195L216 194V193L213 194V192L209 193L208 189L205 188V186L202 183H200V184L196 183V182H194L195 178L193 179V177H195L193 174L195 172L194 166L196 165V163L198 164L199 160L203 161L204 159H207L209 162L214 161L210 155H206V154L202 155L204 147H206L207 144L205 146V141H203V137L201 135L203 134L202 132L204 131ZM200 126H202L203 129L200 128ZM198 129L199 130L201 129L200 132ZM226 129L228 130V132ZM70 131H71V133H70ZM225 131H226V133H225ZM4 132H6V130ZM198 133H199V135H198ZM195 135L201 136V139H202L201 144L202 145L199 143V142H201V139L200 140L198 139L199 137L194 139ZM226 135H227V138H226ZM191 139L192 140L194 139V140L192 141ZM217 139H216V141H217ZM226 139H227V141H226ZM197 140H198V142H196ZM191 142L192 143L194 142V144H192ZM219 142L217 141L218 145L221 144L220 140H219ZM196 143L197 144L199 143V145H197ZM195 144L197 145V147L195 146ZM234 145L237 146V148H239L238 150L240 153L238 152V150H235L236 148L234 149ZM192 149L196 152L199 150V152L201 153V154H199V155H201L200 156L201 158L199 157V155L195 156L197 153H195L194 151H193L194 153L192 151H190ZM230 149L233 153L231 151H229ZM185 151H187V153ZM22 152L25 154H23ZM227 152H228V154H226ZM229 152H231V153H229ZM183 153H186V154L184 155ZM191 154H192V156H191ZM230 154H233L234 157L233 156L230 157L229 156ZM188 157H189V159H188ZM228 157H230V158H228ZM186 159L188 160V164L185 163V161H187ZM177 161H179V162H177ZM200 161H199V163H200ZM118 162H120V161H118ZM218 162H219V160H218ZM121 164H122V161H121ZM193 164H195V165L193 166ZM228 165H230V166H228ZM225 166H227V167H225ZM238 167H239V169H238ZM240 167H242V168H240ZM115 168L113 170L105 169V171L98 174L97 176H91L92 178L91 177L87 178V181H86V179H84L85 180L84 181L83 178H81L78 175H75V177H72L70 180L69 179L66 180L62 186L51 189L45 195H39V196L35 197L34 200H38V201H36V203L39 202V204L42 206V209H41V207L39 209H35L32 211V213H30L27 216H30L31 219L33 218V220H34V221L32 220L33 224L39 226V225L43 224L42 222H44V223L48 222L49 223L51 221L50 218L43 216V214H44V212L42 211L43 209H44V211L46 210L47 212L49 209L50 210L54 209L56 211L55 208L59 207V209H60L63 205L66 207L67 205H65V204H68L67 209L69 208V205H70L71 210L72 209L76 210L78 208H82V207L84 208L85 206H83V205H85L86 201L89 203L91 202L92 205L86 203V204H88L87 206L89 207V205L93 206L92 202L97 201V200H94L97 196L99 198L97 197L96 199H100V201H102L103 204L105 203L107 205V203H108L107 199H106L107 197L110 199L109 204H115L116 202H115V199H113L114 197H111L112 196L111 192L114 191L113 190L114 185H113V183L111 184L110 182H113L115 180L117 181V184H118V181L119 182L121 181L120 183L124 182V185H122L121 188L119 187L120 188L119 191H125L128 188L125 185V184H127L125 178H127V176H129L128 174H125L123 167L122 168L119 167L116 169ZM231 168H233L234 171ZM227 169H229V170H227ZM235 170H237V171H235ZM238 170L240 173L238 172ZM234 172H235V174H234ZM112 173H115V175H112ZM116 174L117 175L119 174L118 175L119 177L116 176ZM227 174H228V176H227ZM224 176H226V178ZM115 177H116V179H115ZM220 178H221V180H220ZM210 179H211V177H210ZM212 180H213V178H212ZM212 180H209V182H211ZM116 181L114 183H116ZM81 182H83V183H81ZM209 182L206 181V183H209ZM237 183H239V184H237ZM107 185H109L110 187H107ZM237 185H238V187H237ZM258 187H260V188L258 189ZM87 188H88V190H87ZM93 188H94V191H93ZM107 188H108V190H107ZM109 188H113V189H111L112 191ZM104 190L107 192L110 190L109 194L110 193L111 194L109 196L107 195L104 198L101 197L100 194L105 196ZM184 190H185V192H184ZM257 190H258V192H257ZM85 191H86V193L88 191L89 192L85 195L84 194ZM102 191H103V193H102ZM115 191H116V189H115ZM90 193H92V194H90ZM113 193L118 194L119 192H116V193L113 192ZM191 193L195 194V199H194L195 204L192 203L193 200L189 202V200L191 199ZM237 193L239 196L237 195ZM114 194H113V196H114ZM120 194H121V192H120ZM211 194H213V195L211 196ZM118 195L117 196L115 195V197H117L116 201L118 198H120V199L123 198V195H119V196H122V198L119 197ZM222 196L225 198L226 197L228 198V203L223 201L224 198ZM230 196L232 198H230ZM86 197L88 199L89 198L90 199L87 200ZM100 197L103 199H101ZM123 199H124V202L122 203L121 206H125L123 204L125 203V199H127V198L124 197ZM41 200L43 202L40 203ZM119 203H121V201ZM105 204L103 206H105ZM116 204H118V203H116ZM258 204H259V206H261L262 203H260V201H258ZM87 206L85 208H87ZM114 206L119 207V205H117V206L114 205ZM114 206H112V209H113L112 211H114V212L118 211L119 208L117 210L116 208H114ZM65 207H62V208H65ZM72 207H74V208H72ZM110 207H111V205H110ZM225 207H227L228 209ZM115 209H116V211H115ZM225 209H227L226 211H228L230 217H232L231 220L234 219L235 221H231L230 218H228L229 215L227 214V212H225ZM11 210L14 211L15 208H12ZM119 211H120V213L121 212L124 213V212H126V209L121 210V208H120ZM221 211H222V213H220ZM14 213H16V212L14 211ZM250 213H252V212H250ZM235 214L236 215L240 214V215L236 216ZM17 215L20 216L19 214H17ZM114 215L116 216V214H114ZM120 215H122V214H120ZM227 215H228V217H227ZM27 216H24V217H27ZM41 216H43V217L41 218ZM172 216H174V218ZM239 216H240V219L237 218ZM40 218L42 220H40ZM120 218L124 219V215L120 216ZM176 218H177L178 224H179V222H181V223L183 222L182 225H183V227L185 225V228L183 229V227H181V229H179V231L176 230L177 232H172L173 230L170 228H167V227L170 226L171 228H173L171 226L172 221H173V223H177V222H174V221H176ZM226 218H228V220ZM235 218H237L238 220ZM185 219H186V217H185ZM170 220H171V222L167 223V221H170ZM216 220H217V222H216ZM224 220H226V221H224ZM24 221L26 222V220H24ZM118 221H123V220L120 219ZM228 221H229V223L231 222V224H232L229 228V230L231 229L230 233L227 232L228 231L227 228L230 225L228 223ZM112 222L113 221H111V222L109 221L108 225H106V227L103 228L102 225H100V224L97 225L93 221L88 223L87 221L83 220V222H80L79 225L77 224V227L75 225H73V227H72L73 230L75 228H78V226H79L78 230L75 229L78 232L77 234H75V236L72 235V237H71L70 232L73 230L72 229L70 230L69 228L67 229L65 227H61L64 230L65 229L67 230V231L65 230V232H64L65 235L62 234L64 230L63 229L61 230L60 228H59L60 232L58 231V229L55 230L56 232H58V233L55 232L57 235H55L54 232L52 234L55 237L57 236V239H59V237H61V235L63 238L65 236V238L63 239L64 240L63 242H65L66 244L68 242L67 245L72 244L73 242L69 243L70 241H68V240L72 241L74 238L76 240V242H78L79 244L82 243V244H80V246L86 245L84 243H88V241L91 240L89 238V236H87L86 234L84 236V233H86V231H88V230L90 233L89 235L98 234L99 237L105 235L104 237L106 238V243L108 241V243H110L109 244L110 246H108V243H107V248H105V249H108L109 252H107L105 249H104V251H106L107 253L104 252L103 250L101 251L103 253L100 252L101 255L100 254L99 255L102 258L101 262L103 261L104 264H120L123 259L119 260L118 257L121 254V252L124 250L122 247V244H125L124 240H123L124 236H125V242H126V238H127V234H128V230L126 229L127 224H125V222L123 221V222H121V224L119 222L118 225L115 224L114 222H113V225H109L110 223L112 224ZM166 223H167V225H166ZM169 223H170V225H168ZM7 224L9 225V222ZM86 224L88 225V227ZM173 225H177V224H173ZM211 225L212 226L215 225V226L212 227ZM84 226H86V228ZM187 227H189V228H187ZM224 229H227V230H224ZM74 231L72 232L73 234H74ZM76 231H75V233H76ZM114 231H117V233H116L117 236H116V234H114L115 233ZM187 231L190 233L191 236L189 235V233ZM210 231L211 230H209V231L207 230V232H206V236L209 237V238L207 237V240L210 239V236H211ZM79 232H81L83 234L80 235ZM173 233H175V234H173ZM66 235L69 236V239L66 238V237H68ZM171 235H173V236H171ZM174 235H176V237ZM95 236H97V235H95ZM225 236L228 238H225ZM174 237H175V239H173ZM190 237L191 238L193 237L191 239V241H189ZM93 238H94V236H93ZM93 238H92V240H93ZM109 238H112V240L114 238L118 239V247H116L114 245L115 243ZM243 241L245 242L244 244L242 243ZM184 243L187 244L188 246L185 245ZM58 244H60V243H58ZM66 244H64L66 246V248L64 246L65 251H67L68 249H70L68 251H71V249L75 245L73 243V247L71 245H69L71 247V248H69ZM240 244H242L243 246H241ZM213 245H214V247H213ZM228 245H230V246H228ZM183 246H186L188 248H185ZM58 247L62 251L61 252L58 250L60 253L59 255L62 256V254H63V256L61 258L63 261V259L65 260V252L62 250L60 245H58ZM75 247L78 248V245L77 246L75 245ZM77 248H75V249L77 250ZM109 248H111L112 251H110ZM224 248H221V250ZM262 248H261V250L263 251L262 253L256 254V252L254 250L255 253L252 252V254H249L250 256L248 255V257L246 256L242 260L239 259L240 261L239 260L235 261L236 263L235 262L224 263V262H221L220 260H219L220 262H218L216 259H214L213 254L210 251H209L210 253L208 252L209 254H211V255H208L209 256L208 261L203 263V261L200 260L201 262L200 261H198V262H200L201 264L202 263L203 264H263L264 263V250ZM195 249L192 250V253L188 252V254H186V256L190 255L189 261L195 255V251H196ZM118 250H120V254H116V255L111 256V254H113V251L115 253ZM183 250H185V251H183ZM225 250L226 249L219 251L220 252V253L218 252L219 255L216 252L217 256H219V258H223V254L225 257L228 256L227 254H229V251L228 250L225 251ZM72 252H73V249H72ZM197 252H199V251L197 250ZM104 253L105 254L111 253L106 258L107 260L110 259L109 261H106V259L104 257L106 255ZM118 253H119V251H118ZM99 255L97 256V257H99V260L98 259L97 260L100 262V256ZM172 257L174 260L172 259ZM190 257H191V259H190ZM228 257H226V260H228ZM254 257H256V258H254ZM166 258H169V259H166ZM187 259H188V257H187ZM165 260H167V261H165ZM193 260H194V258H193ZM193 260H191L192 263L197 264L196 263L197 260L194 262H193ZM186 261H185V263H186ZM95 262H96V264L99 263V262L97 263V261H95ZM180 263H182V262H180ZM192 263H190V264H192ZM0 264H5L4 260L1 259ZM186 264H189V262L187 261Z\"/></svg>",
    "mask_w": 264,
    "mask_h": 264
},
{
    "label": "flooded vegetation",
    "instance_id": "flooded-vegetation-1",
    "mask_svg": "<svg viewBox=\"0 0 264 264\" xmlns=\"http://www.w3.org/2000/svg\"><path fill=\"white\" fill-rule=\"evenodd\" d=\"M24 220L28 221V223H27V222H26V224L24 223L25 225L22 224L24 227H26L27 224H28V225H31V224H29V223H31V222H29L30 220H29V219L27 220V218H23L22 220L19 219V222H20V221H21V222H22V221L24 222ZM23 222H22V223H23ZM9 224H10V225H14V223L12 224V222L9 223ZM32 224H33V223H32ZM43 224H44V223H43ZM34 225H35V224H34ZM23 226H22V227H23ZM36 226H37V225H36Z\"/></svg>",
    "mask_w": 264,
    "mask_h": 264
}]
</instances>
